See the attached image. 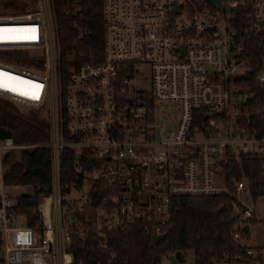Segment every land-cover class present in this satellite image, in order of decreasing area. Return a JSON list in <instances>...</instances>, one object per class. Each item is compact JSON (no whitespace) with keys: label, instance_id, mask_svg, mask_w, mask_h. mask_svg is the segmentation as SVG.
<instances>
[{"label":"built area","instance_id":"1","mask_svg":"<svg viewBox=\"0 0 264 264\" xmlns=\"http://www.w3.org/2000/svg\"><path fill=\"white\" fill-rule=\"evenodd\" d=\"M101 13L96 59L74 47L61 52L51 0H36L29 11L0 9V72L19 77H5L0 97L48 118L53 164L52 191L37 202L40 228L8 226L19 211L1 157L28 144L0 135V233L10 232L4 264H71L75 239L92 234L103 247L108 232L126 224L164 233L174 196L223 193V207L230 160L264 157V0H102ZM32 28L36 39L25 38ZM254 29L258 54L244 49ZM13 49L28 51L35 63L2 57ZM24 81L43 85L39 99L23 94L31 91ZM66 145L74 161L65 182L58 161ZM235 189L252 198L246 176ZM242 203L235 218L230 214L229 245L212 264H259L264 254L245 241L255 208ZM117 262L113 251L96 261Z\"/></svg>","mask_w":264,"mask_h":264},{"label":"trees","instance_id":"2","mask_svg":"<svg viewBox=\"0 0 264 264\" xmlns=\"http://www.w3.org/2000/svg\"><path fill=\"white\" fill-rule=\"evenodd\" d=\"M54 25L61 52L68 48L83 49L84 56L93 54L96 59L101 55L103 40L102 0H51ZM36 8V0H1V11L5 13L29 11ZM257 30L250 33L245 42V51L251 48L258 54ZM11 62L31 66L35 62L32 54L21 49L10 50L2 54ZM255 61V65L257 60ZM58 73L64 81L67 63L62 57L58 63ZM49 120L37 110L24 112L9 99L0 97V135H9L16 143L28 144L19 147L18 157L14 159L16 149L5 151L1 157L3 182L18 185H31V191L23 190L11 197L16 199L18 211L26 215L27 224L40 228L41 215L38 213L39 197L51 193L53 188L52 151L47 144L50 141ZM65 131V129H64ZM64 137H69L64 132ZM74 148L62 146L59 154V176L61 181L72 175ZM264 157L241 153L239 158L228 163V203L219 207L223 193L201 195H177L171 201V213L162 238L145 234L138 225L126 224L109 231L107 243L97 246L94 235L85 239H75L71 250V264H97L110 252H115L118 264H160L163 256L179 251L181 261L186 249L193 250L195 264H212L213 258H220L222 251L229 245L231 212L243 206L235 182L241 176L248 179L251 199L264 194ZM66 182V181H65ZM245 191H243L244 193ZM1 203V199H0ZM253 217L246 219L251 223ZM247 237V232L245 233ZM3 237L0 233V251ZM69 247V245H68ZM70 250V247H69ZM1 258V257H0ZM259 264H264V254L259 255Z\"/></svg>","mask_w":264,"mask_h":264},{"label":"rangeland","instance_id":"3","mask_svg":"<svg viewBox=\"0 0 264 264\" xmlns=\"http://www.w3.org/2000/svg\"><path fill=\"white\" fill-rule=\"evenodd\" d=\"M2 57L6 58L4 56ZM6 60L8 59L6 58ZM18 150L19 149L16 148V152L13 157L14 159L18 157ZM1 151L3 152V150ZM21 189L18 188V190ZM24 189H26L27 191H31L32 187L31 185H25ZM18 190L17 191L11 190V186H9L7 187L6 191L8 192V194H10V196H12L15 192H18ZM243 191L245 192L243 193ZM243 191H238L240 200L251 204L253 208H255L252 214L253 220L251 223L248 224L249 229L247 231V237L245 241L250 246H254V248H259L260 251H263L264 250V194L259 195L256 199H251V197L248 195L246 190ZM162 261L168 262V258L166 256H163ZM178 264H195V260H193V250L191 248L186 249L183 261L179 262Z\"/></svg>","mask_w":264,"mask_h":264},{"label":"snow or ice","instance_id":"4","mask_svg":"<svg viewBox=\"0 0 264 264\" xmlns=\"http://www.w3.org/2000/svg\"><path fill=\"white\" fill-rule=\"evenodd\" d=\"M4 31H5L4 29L0 28V39H4V36H3ZM27 31H30L32 33V35L29 37H25V38L36 39V36H35L36 29L35 28H32V29L27 30ZM5 77H8L10 80H19V77H11L9 73L0 72V88L9 87V84L6 83V81H5ZM23 83L25 85H28L31 87V91H25L23 94L31 95L34 99H39V91H40V89L43 88V85L35 84L32 81H24ZM11 90L12 91H18L19 89L13 87V88H11Z\"/></svg>","mask_w":264,"mask_h":264},{"label":"crops","instance_id":"5","mask_svg":"<svg viewBox=\"0 0 264 264\" xmlns=\"http://www.w3.org/2000/svg\"><path fill=\"white\" fill-rule=\"evenodd\" d=\"M9 186H11V190H15V191H17L18 190V188H23V189H21V190H18V192H20V191H23V190H26V189H24V187H25V185L24 184H18V185H11V184H8L7 185V187H9ZM14 191V192H15ZM18 192H15L14 194H16V193H18ZM13 193V192H12ZM13 194V195H14ZM10 195V194H9ZM43 196V195H42ZM40 198V197H39ZM46 200H47V202H48V199H44V203H47L46 202ZM44 206H45V204H44ZM26 222V215H24L22 212H18L17 214H15V215H13L8 221H7V225L8 226H16V225H19L20 223H22V222ZM52 221L53 222H55L56 221V223H57V220L56 219H54V218H52ZM2 224H3V221L0 219V227L2 226ZM2 237H3V241L5 240V239H7V240H9L10 239V232H9V230L8 229H6L5 231H3V234H2ZM3 241H2V246H1V251H0V264H4V263H2V259H3V255H4V249H3ZM167 258H168V256H167Z\"/></svg>","mask_w":264,"mask_h":264},{"label":"water","instance_id":"6","mask_svg":"<svg viewBox=\"0 0 264 264\" xmlns=\"http://www.w3.org/2000/svg\"><path fill=\"white\" fill-rule=\"evenodd\" d=\"M217 1H218V0H217ZM76 157H77V158L79 157L78 153L76 154ZM237 215H238V211L235 210V211L233 212V214H232V218H235ZM243 229H244L246 232L248 231V229H249V225H248V223H245V224H244ZM163 235H164V233L156 234V235H154V239H155V240H158V239L162 238ZM179 262H181V255H180V252H179V251H175V252L170 253V254L168 255V262H161L160 264H170V263H172V264H178Z\"/></svg>","mask_w":264,"mask_h":264},{"label":"bare ground","instance_id":"7","mask_svg":"<svg viewBox=\"0 0 264 264\" xmlns=\"http://www.w3.org/2000/svg\"><path fill=\"white\" fill-rule=\"evenodd\" d=\"M46 202H47V200H46ZM43 204H45V206H47V203H44V202H43ZM66 259H68V257H67V256H66Z\"/></svg>","mask_w":264,"mask_h":264}]
</instances>
